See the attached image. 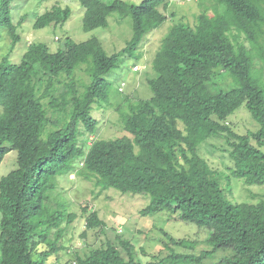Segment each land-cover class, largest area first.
<instances>
[{
  "label": "trees",
  "instance_id": "trees-1",
  "mask_svg": "<svg viewBox=\"0 0 264 264\" xmlns=\"http://www.w3.org/2000/svg\"><path fill=\"white\" fill-rule=\"evenodd\" d=\"M14 1L28 0H0V16L17 43L9 10ZM79 1L85 32L107 28L117 13L132 18L133 36L113 55L96 37L81 43L67 38L56 52L32 43L20 63L0 62V117L11 137V147L0 148V165L10 151L18 154L17 168L0 178V264H46L63 249L64 225L75 217L56 209L61 204L53 197L54 181L74 172L103 190L149 195L144 216L169 211L209 232L211 252L174 253L150 264H201L217 251L229 254L214 264H264V200L233 204L221 173L200 155L209 139L225 137L231 175L248 186L264 185V0H200L195 26L179 22L162 40L155 77L148 80L153 96L130 104L121 116L132 138L95 142L92 113L96 104L108 103L106 76L167 21L169 1ZM70 16L69 8L54 7L37 18L35 28L63 25ZM216 66L236 87L220 89L215 77L205 75ZM83 67L90 82L81 91L76 71ZM242 106L259 125L256 132L239 135L229 126L228 118ZM100 226L106 224L99 214L90 213L86 227ZM118 240L128 259L108 242L85 256L77 253L76 264H139L132 243ZM170 240L194 248L190 241ZM41 244L48 250L36 259Z\"/></svg>",
  "mask_w": 264,
  "mask_h": 264
},
{
  "label": "rangeland",
  "instance_id": "rangeland-1",
  "mask_svg": "<svg viewBox=\"0 0 264 264\" xmlns=\"http://www.w3.org/2000/svg\"><path fill=\"white\" fill-rule=\"evenodd\" d=\"M110 1L112 0H105V2ZM123 1L139 5L144 0ZM168 1L169 8L165 12L167 21L160 28L145 35L132 56L122 55L118 68L106 76L111 84L110 97L108 103L94 106L92 115L98 121V125L96 134L91 137V142L113 140L122 136L132 138L124 131L121 116L128 112L130 104L140 99L148 100L153 96L148 80L155 77L153 61L162 40L171 27L179 22L195 26L196 16L201 12L200 0ZM210 2L208 0V4ZM54 7L69 8L71 11L69 20L63 25L53 24L36 29L37 18ZM9 10L12 22L17 27L19 41L14 42L8 28L2 25L0 16V62L7 58L11 63H20L32 43H45L52 52H56L64 46L67 38L81 43L96 37L102 43L106 53L113 55L120 52L133 36L132 18L121 17L117 13L108 19L107 28L85 32L83 28L85 8L79 0L14 1L10 3ZM135 67L140 68V71L136 72ZM76 72L80 83L79 89L83 91L84 85L90 82L86 67ZM223 73H225L224 70L218 66L205 70V75L215 77L220 89L234 88L233 78L230 74ZM227 122L239 135L256 132L259 128L244 106L230 116ZM1 147H11L10 128L3 117H0ZM262 150L264 151V148ZM200 155L221 173L225 193L233 204H255L264 200V185L248 186L243 180L231 175L230 169L234 167V163L229 156L225 137L209 139L201 145ZM17 157L18 154L14 150L5 156L0 165V178L17 168ZM82 168L81 163L77 169L81 171ZM54 182L56 191L53 192V197L55 199L56 196L58 203L61 204L56 209L74 215L75 220L73 219L68 226L64 225L65 234L59 244L63 246V249L54 252L46 264H76L77 253L85 256L97 248L104 247L108 242L119 247L123 256L128 259L127 252L119 245V237L132 243L133 255L139 264L158 263L174 253L201 255L203 252H211L214 249L207 242L209 236L207 230L199 228L192 222L182 221L169 211L144 216L143 210L151 200L149 195L123 194L114 189L103 190L78 172L69 176L59 175ZM92 212L99 214L100 219L106 224L105 227L93 229L86 227V220ZM171 238L190 241L194 244V248L177 247L172 243ZM46 249L48 250L43 244L39 245L34 254L35 258L38 259L40 253ZM228 254L229 252L224 251L214 252L201 264H214Z\"/></svg>",
  "mask_w": 264,
  "mask_h": 264
},
{
  "label": "clouds",
  "instance_id": "clouds-1",
  "mask_svg": "<svg viewBox=\"0 0 264 264\" xmlns=\"http://www.w3.org/2000/svg\"><path fill=\"white\" fill-rule=\"evenodd\" d=\"M136 68H137V69H136ZM134 69H135L136 72H137V71H140V68L138 69V67H135Z\"/></svg>",
  "mask_w": 264,
  "mask_h": 264
},
{
  "label": "built area",
  "instance_id": "built-area-1",
  "mask_svg": "<svg viewBox=\"0 0 264 264\" xmlns=\"http://www.w3.org/2000/svg\"><path fill=\"white\" fill-rule=\"evenodd\" d=\"M137 69V68H136Z\"/></svg>",
  "mask_w": 264,
  "mask_h": 264
}]
</instances>
